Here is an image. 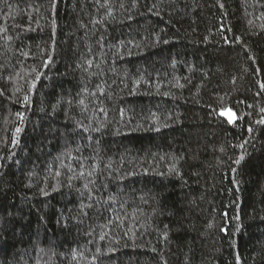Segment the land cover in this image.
Segmentation results:
<instances>
[{
    "label": "trees",
    "instance_id": "16d2710c",
    "mask_svg": "<svg viewBox=\"0 0 264 264\" xmlns=\"http://www.w3.org/2000/svg\"><path fill=\"white\" fill-rule=\"evenodd\" d=\"M0 28V264H264V0H0Z\"/></svg>",
    "mask_w": 264,
    "mask_h": 264
},
{
    "label": "snow or ice",
    "instance_id": "6c2138e0",
    "mask_svg": "<svg viewBox=\"0 0 264 264\" xmlns=\"http://www.w3.org/2000/svg\"><path fill=\"white\" fill-rule=\"evenodd\" d=\"M96 3L101 7V8H106V7H109V0H103V2H101V0H96ZM123 6V5H121ZM53 8H55V0H53ZM108 15H111V12L109 11L108 12ZM92 23L94 24H99L100 21L99 20H93ZM5 31V29L3 28H0V32H3ZM47 61H45V67L47 66ZM91 65V62H89V66ZM32 71L36 72L37 75H36V79H40V73L37 69H33ZM32 87L34 88L35 87V83L32 84ZM261 88L264 89V84L261 85ZM2 94V93H0ZM101 94H103V91L101 90ZM25 104H27L29 102V97L27 95L24 96V101H23ZM80 104H83L84 101L83 100H80L79 101ZM261 112H264V108L261 109ZM19 119L21 120V122H23L24 120V114L23 113H17ZM220 115L222 116H227L228 118V122L231 124L234 122V119H238L239 117H234V114L231 113V110H221L220 112ZM258 123H261V124H264V119L258 121ZM80 127H83V125H79ZM85 131H87V129H84ZM249 132L252 131L251 127L248 129ZM21 132V128L20 127H17L15 129V134L13 135V138H12V144L13 146H15L17 143H18V137L16 134L20 133ZM241 147H243V145H241ZM79 149H77L78 151ZM241 159H243V157H241L240 159H237L235 161V163L239 164ZM79 167L81 169H83L84 165L83 163H80L79 164ZM69 170H72L71 169V166H69ZM233 171H235V169H233ZM61 175V172L59 170L56 171V176H60ZM85 175L84 171L81 170L80 173H79V177H83ZM88 175L90 176L91 175V172L88 173ZM77 177L76 176H72V177H69V181H71L72 179H76ZM90 183H94L93 181H89ZM69 187H71V184H69ZM85 189L88 188V185L85 184L84 185ZM42 192H44L45 195H47L48 193L46 191H44L43 189H41ZM89 207H91V205H89ZM237 264H239V260H237Z\"/></svg>",
    "mask_w": 264,
    "mask_h": 264
},
{
    "label": "rangeland",
    "instance_id": "374dc122",
    "mask_svg": "<svg viewBox=\"0 0 264 264\" xmlns=\"http://www.w3.org/2000/svg\"><path fill=\"white\" fill-rule=\"evenodd\" d=\"M231 113H233V112H231ZM234 114V113H233ZM222 116V115H221ZM222 117H224L225 119H227V121H228V118H227V116H222ZM234 117H235V115H234ZM234 121H235V119H234Z\"/></svg>",
    "mask_w": 264,
    "mask_h": 264
}]
</instances>
